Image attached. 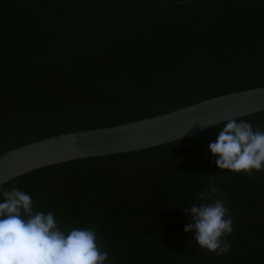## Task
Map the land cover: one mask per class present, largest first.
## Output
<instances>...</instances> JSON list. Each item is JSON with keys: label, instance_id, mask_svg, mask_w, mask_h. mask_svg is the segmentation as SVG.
<instances>
[{"label": "trees", "instance_id": "trees-1", "mask_svg": "<svg viewBox=\"0 0 264 264\" xmlns=\"http://www.w3.org/2000/svg\"><path fill=\"white\" fill-rule=\"evenodd\" d=\"M264 84V0H0V153L63 131ZM264 131V109L237 121ZM14 181L63 230L93 227L109 264H264V170L219 169V128ZM234 231L217 256L185 232L200 193ZM3 200L0 194V201Z\"/></svg>", "mask_w": 264, "mask_h": 264}, {"label": "clouds", "instance_id": "clouds-1", "mask_svg": "<svg viewBox=\"0 0 264 264\" xmlns=\"http://www.w3.org/2000/svg\"><path fill=\"white\" fill-rule=\"evenodd\" d=\"M207 147L217 157L219 169L249 176L254 170H264V131L248 121L229 117ZM0 194V264H109V252L98 242L95 228L63 230L53 212L34 210L29 193L13 186L11 190L0 189ZM222 195L210 185L199 199L209 197L211 203L183 209L191 214L184 231L194 230L196 243L217 256L231 250L225 237L234 231V221Z\"/></svg>", "mask_w": 264, "mask_h": 264}, {"label": "water", "instance_id": "water-1", "mask_svg": "<svg viewBox=\"0 0 264 264\" xmlns=\"http://www.w3.org/2000/svg\"><path fill=\"white\" fill-rule=\"evenodd\" d=\"M263 109L264 84L138 119L44 136L0 153V189L26 173L63 161L138 151L202 134L224 125L229 117L238 119Z\"/></svg>", "mask_w": 264, "mask_h": 264}]
</instances>
